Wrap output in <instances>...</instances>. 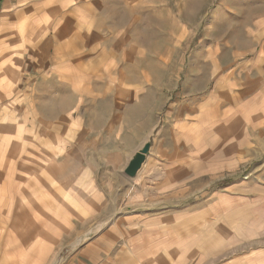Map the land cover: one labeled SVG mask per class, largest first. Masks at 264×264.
Segmentation results:
<instances>
[{
  "label": "crops",
  "instance_id": "obj_1",
  "mask_svg": "<svg viewBox=\"0 0 264 264\" xmlns=\"http://www.w3.org/2000/svg\"><path fill=\"white\" fill-rule=\"evenodd\" d=\"M113 18L109 0H0V264H264V114L236 88L262 41L180 94Z\"/></svg>",
  "mask_w": 264,
  "mask_h": 264
},
{
  "label": "rangeland",
  "instance_id": "obj_2",
  "mask_svg": "<svg viewBox=\"0 0 264 264\" xmlns=\"http://www.w3.org/2000/svg\"><path fill=\"white\" fill-rule=\"evenodd\" d=\"M109 6L114 25L139 38L147 57L161 54L163 88L180 94L212 92L224 63L247 58L259 41L264 46V0H109ZM254 73L246 81L239 74L236 88L249 87L264 114V68ZM172 97H163V110ZM114 144L122 148L121 139Z\"/></svg>",
  "mask_w": 264,
  "mask_h": 264
},
{
  "label": "water",
  "instance_id": "obj_3",
  "mask_svg": "<svg viewBox=\"0 0 264 264\" xmlns=\"http://www.w3.org/2000/svg\"><path fill=\"white\" fill-rule=\"evenodd\" d=\"M158 134V128L156 127L145 139L142 144L134 150L129 156L128 162L123 171L130 177H135L145 164L147 157L152 151L155 143L156 135Z\"/></svg>",
  "mask_w": 264,
  "mask_h": 264
}]
</instances>
